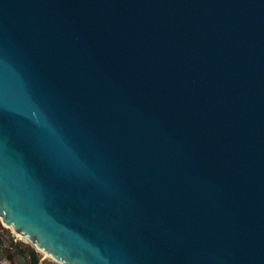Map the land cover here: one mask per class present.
<instances>
[{
	"label": "water",
	"instance_id": "obj_1",
	"mask_svg": "<svg viewBox=\"0 0 264 264\" xmlns=\"http://www.w3.org/2000/svg\"><path fill=\"white\" fill-rule=\"evenodd\" d=\"M0 218L61 264H264V0H0Z\"/></svg>",
	"mask_w": 264,
	"mask_h": 264
},
{
	"label": "rangeland",
	"instance_id": "obj_2",
	"mask_svg": "<svg viewBox=\"0 0 264 264\" xmlns=\"http://www.w3.org/2000/svg\"><path fill=\"white\" fill-rule=\"evenodd\" d=\"M37 252L39 264H61L44 252L38 250L28 238L16 233L0 218V264H30L28 251ZM20 250L23 254H20Z\"/></svg>",
	"mask_w": 264,
	"mask_h": 264
},
{
	"label": "trees",
	"instance_id": "obj_3",
	"mask_svg": "<svg viewBox=\"0 0 264 264\" xmlns=\"http://www.w3.org/2000/svg\"><path fill=\"white\" fill-rule=\"evenodd\" d=\"M20 254L22 255L23 254V251L20 250ZM28 257L30 259V264H39L38 263V255H37V252H35L33 249H30L28 251Z\"/></svg>",
	"mask_w": 264,
	"mask_h": 264
}]
</instances>
